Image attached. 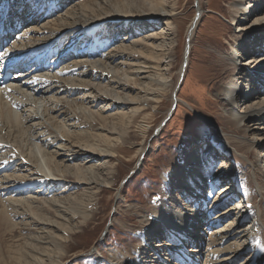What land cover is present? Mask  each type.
I'll return each instance as SVG.
<instances>
[{
	"label": "bare ground",
	"instance_id": "obj_1",
	"mask_svg": "<svg viewBox=\"0 0 264 264\" xmlns=\"http://www.w3.org/2000/svg\"><path fill=\"white\" fill-rule=\"evenodd\" d=\"M7 1L3 11L33 20L7 51H32L42 66L26 73L27 82L0 86V264H65L100 196L116 185L117 156L135 143L132 123L142 117L136 126L147 130L154 114L146 111L186 74L202 8L199 2L172 77L174 0L0 3ZM226 1L238 33L232 52L219 51L226 76L215 91L233 133L218 125L224 143L179 148L163 186L146 205L129 208L140 221L127 228L137 243L114 252L110 264H264V0ZM250 10L261 13L247 25ZM233 52H252L260 66L238 63ZM138 145L136 167L146 149ZM232 158L236 165L225 166ZM117 191L122 197L123 187Z\"/></svg>",
	"mask_w": 264,
	"mask_h": 264
},
{
	"label": "rangeland",
	"instance_id": "obj_2",
	"mask_svg": "<svg viewBox=\"0 0 264 264\" xmlns=\"http://www.w3.org/2000/svg\"><path fill=\"white\" fill-rule=\"evenodd\" d=\"M196 1L174 0L171 3L176 2L179 12L173 17L175 42L173 46L174 59L171 66L172 77L177 75L178 69L184 61L188 39L187 28L193 17L197 15L199 2L202 8L201 17L191 41L188 70L179 79L174 91L171 89L163 91L162 101L160 100V103H157L154 108L146 111L148 114L151 112L154 114L153 118L147 122L150 125L147 130L136 126L139 122L140 124L145 123L142 117L137 119L139 121L136 120L132 123L129 131L134 136L133 142L135 143L128 144L126 150L117 156L116 163H120V172L117 175L116 185L106 188L107 191L100 196L94 220L85 232H79L72 241L70 253L76 255L69 258L65 264H110V257L114 252L125 248L130 249L138 240L136 235L129 230L130 228H127L137 226L140 221L137 214L130 212L129 208L134 205H146L150 196L163 186L165 183L164 172L173 161L172 158L179 154V148L184 144L193 145L204 139H213L215 144L224 143L223 132L218 125L222 126L226 132L233 133V128L227 127L224 122L221 99L217 96L215 88L220 79L226 76L223 65L219 63V51L230 53L234 50L232 43L235 34L238 33L236 31L237 22L233 21L228 14L229 5L226 0H198L197 6ZM251 3L253 4L254 1ZM5 6L8 4L2 5L1 9H5ZM41 11L44 12L45 9ZM261 12L250 10L244 23L250 24L253 17ZM161 26L159 24L155 28ZM152 29L136 30L146 34ZM125 36L126 34H122L118 38L119 42H122ZM137 36L140 37V34ZM233 54L235 53L233 52ZM235 56L238 63L242 65L247 63L248 65L253 64V67L260 66V60H256L254 56L251 57L252 52L246 53L242 57L238 54ZM173 92L176 95H173ZM174 96L179 100V104L175 106L172 115L169 116ZM162 123L164 124L162 125ZM252 125L253 121L250 119L245 122V126H249L250 131L254 129ZM143 143L146 147L145 154L136 167L139 160V156L136 154L138 144L143 145ZM220 156L215 161L217 166L222 163V156ZM261 163L264 165V158ZM228 165L234 167L235 160L233 158L228 160L225 166ZM222 185L223 183H220L215 188V192ZM117 187H123L122 197L118 196ZM235 202L236 200L233 199L226 203L227 205H223L219 212ZM116 217L117 219H115ZM224 221L226 222V219L208 227V229L217 227L225 223ZM208 229L207 231H209Z\"/></svg>",
	"mask_w": 264,
	"mask_h": 264
},
{
	"label": "water",
	"instance_id": "obj_3",
	"mask_svg": "<svg viewBox=\"0 0 264 264\" xmlns=\"http://www.w3.org/2000/svg\"><path fill=\"white\" fill-rule=\"evenodd\" d=\"M198 4V0L196 1V5ZM197 14H198V11H197ZM198 16V15H197Z\"/></svg>",
	"mask_w": 264,
	"mask_h": 264
}]
</instances>
